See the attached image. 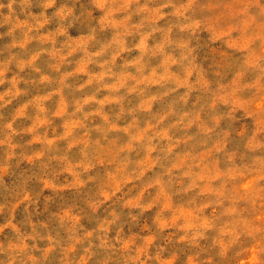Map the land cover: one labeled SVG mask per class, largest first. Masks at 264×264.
<instances>
[{"label":"rangeland","instance_id":"rangeland-1","mask_svg":"<svg viewBox=\"0 0 264 264\" xmlns=\"http://www.w3.org/2000/svg\"><path fill=\"white\" fill-rule=\"evenodd\" d=\"M0 264H264V0H0Z\"/></svg>","mask_w":264,"mask_h":264}]
</instances>
